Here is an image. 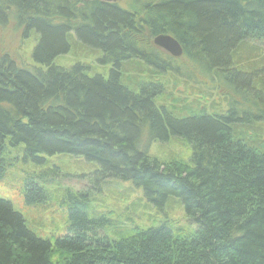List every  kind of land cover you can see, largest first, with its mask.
<instances>
[{
  "label": "trees",
  "instance_id": "trees-1",
  "mask_svg": "<svg viewBox=\"0 0 264 264\" xmlns=\"http://www.w3.org/2000/svg\"><path fill=\"white\" fill-rule=\"evenodd\" d=\"M123 1L0 0V31L39 35L31 63L0 50V175L19 154L100 167L96 189H66L64 235L42 238L0 198V264H264V0ZM162 34L181 58L154 45ZM74 44L101 51L103 72L55 65ZM172 137L189 160L149 153ZM113 182L143 192L134 208L178 199L185 224L129 217L112 237L95 197L124 200ZM25 186L28 204L48 199L34 177Z\"/></svg>",
  "mask_w": 264,
  "mask_h": 264
},
{
  "label": "rangeland",
  "instance_id": "rangeland-1",
  "mask_svg": "<svg viewBox=\"0 0 264 264\" xmlns=\"http://www.w3.org/2000/svg\"><path fill=\"white\" fill-rule=\"evenodd\" d=\"M119 4L122 7L126 6L123 0ZM24 31L25 27L17 21L15 23L12 21L0 31V50L10 52L20 64L32 62V53L39 44V35L35 31L30 32L28 37H24ZM100 58L101 51L74 44L70 52L57 57L54 64L67 68L79 62L87 63L90 64L93 75L103 72L104 67L98 61ZM145 143L147 145L148 141ZM191 152L192 146L187 140L175 137H172L168 143H153L149 149L152 156L162 159L175 154L189 160ZM16 156L17 154L11 155L12 158ZM45 159L46 162L43 164L25 162L23 154H19V159L15 160L12 166L7 167L0 175V198L11 202L14 208L24 216L28 227L42 238L47 239L66 234L71 224L70 200L66 197V189L70 188L75 192L96 189L97 184L100 183L98 179L100 167L82 156L56 155L45 156ZM33 177L36 182L47 186L49 196L45 202L28 204L26 201L25 185L28 179ZM114 186H118V192L124 193V200L115 197L113 192L108 190H105L103 195L95 197L99 215L109 219V228L113 229L112 237L118 238L121 235L120 232L123 231L124 226L130 223L129 217L139 218L140 216L149 227L163 222L176 227L185 224L183 205L180 208L174 204L176 201L179 202L178 199L168 203L162 211L155 208H134L132 205L144 197L143 192L135 188H133L134 193L133 191L125 192L124 189L128 190L127 187L130 186L129 182H113L106 188L112 189ZM94 192L97 193V191ZM131 202H133L132 205ZM143 203L144 200H142ZM132 211L137 214H132ZM110 212L113 214L110 215ZM115 230L118 236L113 233Z\"/></svg>",
  "mask_w": 264,
  "mask_h": 264
},
{
  "label": "water",
  "instance_id": "water-1",
  "mask_svg": "<svg viewBox=\"0 0 264 264\" xmlns=\"http://www.w3.org/2000/svg\"><path fill=\"white\" fill-rule=\"evenodd\" d=\"M82 1H103L107 3H118L121 0H82ZM153 43L159 49L164 50L173 58H181L183 56V48L181 44L171 35L162 34L154 38Z\"/></svg>",
  "mask_w": 264,
  "mask_h": 264
},
{
  "label": "flooded vegetation",
  "instance_id": "flooded-vegetation-1",
  "mask_svg": "<svg viewBox=\"0 0 264 264\" xmlns=\"http://www.w3.org/2000/svg\"><path fill=\"white\" fill-rule=\"evenodd\" d=\"M103 2V1H102ZM119 3V2H118ZM118 3H111V4H118Z\"/></svg>",
  "mask_w": 264,
  "mask_h": 264
}]
</instances>
